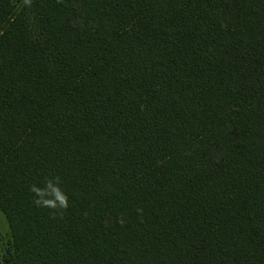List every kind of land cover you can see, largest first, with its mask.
<instances>
[{
	"label": "trees",
	"instance_id": "obj_1",
	"mask_svg": "<svg viewBox=\"0 0 264 264\" xmlns=\"http://www.w3.org/2000/svg\"><path fill=\"white\" fill-rule=\"evenodd\" d=\"M0 210L1 264H264V0H0Z\"/></svg>",
	"mask_w": 264,
	"mask_h": 264
},
{
	"label": "clouds",
	"instance_id": "obj_2",
	"mask_svg": "<svg viewBox=\"0 0 264 264\" xmlns=\"http://www.w3.org/2000/svg\"><path fill=\"white\" fill-rule=\"evenodd\" d=\"M28 6H31V0H25ZM53 180L55 181V187H53ZM46 189H41L36 184H32L29 188V191L34 194L33 203L37 207H47L53 209L51 216L53 219L59 215L63 217V212L66 211L69 207V197L60 187L62 184V178L59 175L54 177L45 178ZM47 189H51L55 192V199L46 198L49 195ZM56 210H62L57 212Z\"/></svg>",
	"mask_w": 264,
	"mask_h": 264
},
{
	"label": "rangeland",
	"instance_id": "obj_3",
	"mask_svg": "<svg viewBox=\"0 0 264 264\" xmlns=\"http://www.w3.org/2000/svg\"><path fill=\"white\" fill-rule=\"evenodd\" d=\"M9 236H10V229L7 219L0 210V257L2 253L3 244L9 238ZM0 264H1V259H0Z\"/></svg>",
	"mask_w": 264,
	"mask_h": 264
}]
</instances>
